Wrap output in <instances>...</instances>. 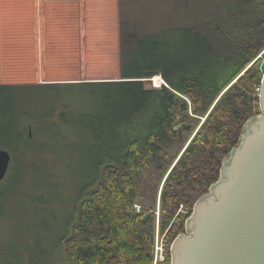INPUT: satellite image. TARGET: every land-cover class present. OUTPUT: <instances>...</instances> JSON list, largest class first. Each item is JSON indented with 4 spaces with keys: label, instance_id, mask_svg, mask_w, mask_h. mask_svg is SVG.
Masks as SVG:
<instances>
[{
    "label": "trees",
    "instance_id": "16d2710c",
    "mask_svg": "<svg viewBox=\"0 0 264 264\" xmlns=\"http://www.w3.org/2000/svg\"><path fill=\"white\" fill-rule=\"evenodd\" d=\"M132 1L138 0L118 5ZM245 16L243 42L232 55L218 52L195 28L173 27L137 39L122 56L116 80L0 83V111L3 103L8 117L5 124L0 112V149L10 155L0 185H7L25 147L46 151L34 152L42 160L34 169L59 160L64 149L82 167L81 188L56 242V264H153L157 201L159 231L167 230L171 242L184 232L194 203L218 180L245 123L259 115L263 71L260 60L253 61L264 49V13L256 21ZM154 77L167 87L144 88ZM184 99L190 109H180ZM13 101L33 103L13 107ZM182 125L192 129L178 134ZM13 146L21 150L13 154ZM45 177L60 184L56 172L47 169ZM180 205L187 215L177 214ZM42 216L46 226L52 215ZM35 228L37 235L40 225ZM169 263L167 249L156 264Z\"/></svg>",
    "mask_w": 264,
    "mask_h": 264
},
{
    "label": "rangeland",
    "instance_id": "374dc122",
    "mask_svg": "<svg viewBox=\"0 0 264 264\" xmlns=\"http://www.w3.org/2000/svg\"><path fill=\"white\" fill-rule=\"evenodd\" d=\"M4 2L0 0V83L12 85L116 80L122 56L137 39L173 27L195 28L209 39L218 52L232 55L235 45L243 42L241 22L246 13L252 21H256L258 13H264V0H138L119 5L115 0L107 4L109 7L105 12H101L97 5L84 7L82 33L77 29L76 36L77 40L82 36V43L63 42L59 52L56 48L47 58L33 60L26 54L17 56L16 44L7 41L13 34L27 31L26 25H21L24 19L14 22L9 12L3 15L4 11L10 10ZM88 11H91V17H88ZM59 32L74 34L69 27L65 31L60 28ZM246 34L252 36L250 32ZM54 45L58 46V43ZM63 48L68 51L66 56L61 51ZM257 59L260 60L259 68L264 71V49L253 62ZM143 84L146 89L162 86L159 77L145 80ZM32 103L13 101L11 106ZM187 108L190 109V104ZM0 112L6 124L8 117H5L3 103ZM204 119L199 121L189 141L200 132ZM0 140L3 144V137ZM42 148L25 147L7 185H0V264H56V242L64 232L81 188L82 167L72 161L73 153L64 149L59 160L34 169L33 166L41 165L42 160H36L33 154L35 151L45 153ZM20 150L16 146L11 148L13 154ZM47 169L57 173L59 185L45 177ZM161 186L162 183L159 190ZM135 209L137 212L140 210L138 205ZM180 209L184 213L179 212ZM177 214L185 216L188 209L180 205ZM42 215H47V219L51 215L53 217L51 221L47 220L46 226L41 224ZM155 219L154 239L157 237L160 243L164 236L165 254L169 250L171 236L167 230L163 233L159 231L158 201ZM35 225H40L37 235L34 234ZM181 234H187L186 230ZM156 262L154 259L153 264Z\"/></svg>",
    "mask_w": 264,
    "mask_h": 264
},
{
    "label": "water",
    "instance_id": "95a60500",
    "mask_svg": "<svg viewBox=\"0 0 264 264\" xmlns=\"http://www.w3.org/2000/svg\"><path fill=\"white\" fill-rule=\"evenodd\" d=\"M187 106L184 101L180 109ZM258 107L259 115L245 123L238 146L223 160L218 180L194 203L187 234L173 240L170 264H264V71ZM182 129L192 126L178 127L179 134ZM9 164V153L0 149V182Z\"/></svg>",
    "mask_w": 264,
    "mask_h": 264
},
{
    "label": "crops",
    "instance_id": "0c3cea01",
    "mask_svg": "<svg viewBox=\"0 0 264 264\" xmlns=\"http://www.w3.org/2000/svg\"><path fill=\"white\" fill-rule=\"evenodd\" d=\"M10 6L9 14L12 21L25 22L21 25L25 26L27 33L13 34L11 38H7L9 43L16 44L15 54L20 57L21 53L26 54L31 59L47 58L50 52L62 48L63 42L82 43V36L77 40V32L82 33V17L84 7L97 5L101 12H105L115 0H1ZM8 2V3H7ZM91 11H88V17H91ZM7 17V16H4ZM24 27V26H23ZM37 27V29H36ZM73 30L71 33H60L59 29L68 28ZM77 29H79L77 31ZM46 31V32H45ZM2 41V39H0ZM21 43V44H19ZM58 43L57 45H54ZM76 47V46H75ZM12 49V47H11ZM66 56L67 49L61 50Z\"/></svg>",
    "mask_w": 264,
    "mask_h": 264
},
{
    "label": "built area",
    "instance_id": "2783aa9c",
    "mask_svg": "<svg viewBox=\"0 0 264 264\" xmlns=\"http://www.w3.org/2000/svg\"><path fill=\"white\" fill-rule=\"evenodd\" d=\"M159 82H160V84H162V81H161L160 78H159ZM162 85H164V83ZM179 212L184 213V211H182L181 209L179 210ZM166 233L167 232H165V234ZM156 235H158V234H156ZM165 247H166V241L164 242V236L162 237V240H161L160 243L157 241V237H155V239H154V248H153V253H154L153 259H156L159 262L164 261V249H165Z\"/></svg>",
    "mask_w": 264,
    "mask_h": 264
},
{
    "label": "bare ground",
    "instance_id": "6f19581e",
    "mask_svg": "<svg viewBox=\"0 0 264 264\" xmlns=\"http://www.w3.org/2000/svg\"><path fill=\"white\" fill-rule=\"evenodd\" d=\"M161 81H162V80H161ZM163 83H164V82L162 81V84H163ZM164 85H165V84H164ZM182 126H183V125H182ZM179 127H181V126H179ZM177 128H178V127H177ZM177 128H176V130H177ZM182 131H184V130L182 129L181 132H182ZM177 132H178V131H177ZM181 132H180V134H181ZM178 134H179V133H178ZM201 197H202V196H201ZM198 199H199V198H198ZM198 199H197V200H198ZM191 213H192V211H191ZM191 213H190V215H191ZM190 215H189V216H190ZM177 236H178V235H177ZM177 236H176V237H177ZM176 237H175V238H176ZM175 238H174V239H175ZM174 239H173V240H174ZM172 242H173V241H172ZM172 242L170 243L169 250H170V247H171ZM169 258H170V253H169ZM169 264H170V263H169Z\"/></svg>",
    "mask_w": 264,
    "mask_h": 264
},
{
    "label": "flooded vegetation",
    "instance_id": "af4514ba",
    "mask_svg": "<svg viewBox=\"0 0 264 264\" xmlns=\"http://www.w3.org/2000/svg\"><path fill=\"white\" fill-rule=\"evenodd\" d=\"M1 182H2V181H1ZM1 182H0V183H1Z\"/></svg>",
    "mask_w": 264,
    "mask_h": 264
}]
</instances>
